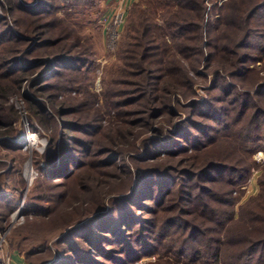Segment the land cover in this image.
I'll return each instance as SVG.
<instances>
[{
  "label": "rangeland",
  "instance_id": "1",
  "mask_svg": "<svg viewBox=\"0 0 264 264\" xmlns=\"http://www.w3.org/2000/svg\"><path fill=\"white\" fill-rule=\"evenodd\" d=\"M10 1L0 0V20L10 19L15 29L22 33L40 21L17 9L13 11ZM18 1L30 4L34 0ZM45 1L53 6L50 9L52 12L49 11L50 14L43 19L52 23L47 28L52 34L48 32L47 36L55 44L36 48L33 56L42 58L63 54L74 58L77 64L70 62V67L61 68L62 61H58L57 73L50 66L40 82L48 87L40 90V87L37 89L30 85L43 70L44 64L24 73H9L7 62L23 54L24 43L10 38L0 41V55L8 60L0 64V83L16 87L18 80L21 82L16 93L7 101L0 100V116L3 117L0 120L12 135L9 142H0V264H227L229 257H224V263L205 262L208 257L197 255L195 250L204 253L205 240L210 238L214 241L235 227L227 231L231 222L221 227L215 222L203 220L200 210L207 205L214 211L233 209L236 212L242 203L256 196L264 173V159H260L264 149L258 148L250 153L248 150L253 143L247 142V150L244 151L238 144L240 142L229 136L233 129L242 127L252 118L255 109L248 103L243 106L242 101L248 98L244 92H252L248 88L254 74H247L243 80L227 74L229 69L224 65L227 44L220 40L221 28L225 27L223 22L219 30L212 34L211 47L205 45L207 39L202 30L199 33L185 31L182 34L185 40L180 38L169 45L160 42L161 29L157 28L154 34H150V38L156 37V40L148 45L162 61V65L150 69H154L162 80L156 84L157 89L151 94L152 101L149 102L145 89L129 84L137 78L121 75L125 68L123 63H126L122 52L124 49L130 51L131 47L121 48L124 37L131 30L129 14L133 7L138 4L144 11L150 0ZM224 1L206 0L205 18L215 17L217 11L213 8L221 7ZM160 15L161 12H158L154 20L158 26L163 24ZM261 21L264 19L254 17L251 24L258 25ZM2 28L0 23V30ZM261 28L260 35L249 33L247 41L251 47L238 48L237 52L240 55L253 54V61L245 65L257 68V74L264 77V49L260 51L256 46L264 43V27ZM240 33L242 35V31L238 30L234 33L235 45L242 42ZM198 36H201L202 42H199ZM50 51L52 54H49ZM139 52H144V49L139 48ZM169 66L180 71L171 73ZM215 82L216 87L213 86ZM166 83L177 84L176 91L168 94L169 107L159 106L158 100L153 99L155 95L160 97L164 94L162 88ZM228 85H233L234 89ZM92 98L98 102L96 105L103 107L106 101L112 103L109 115L106 109L102 112L106 117L115 119L112 123L122 119L129 137L127 142L119 145L123 148H128L130 142L136 143L147 137L161 135L171 138L180 124L187 129L189 138L195 137L199 142L191 148L189 139L176 138L182 140L178 153L166 154L161 150L162 155L147 166L131 161L139 157L135 152L110 160L107 157L85 158L84 152H81L84 149L82 145L94 136H91V128L87 126L81 132H73L66 125L76 122L81 110L91 111L92 107H96L91 102ZM65 99L72 109L67 113L62 111L65 106L61 105ZM257 102L264 110V103ZM30 104L38 111V116L31 113ZM153 109H159V114L153 116ZM243 109L247 114L240 119ZM224 123L227 124L225 127ZM110 124L104 120L100 130L104 131L101 138L107 147L113 146L107 141ZM69 134L78 137L80 145L74 142L72 145L78 149L75 157L82 166L79 170L71 166V170L75 171L73 178L50 180L44 169L49 167L51 172L54 171L53 177L62 176L66 171L63 172L59 166L50 168V163L55 161L59 147L69 139ZM72 162L73 159L69 163ZM115 162V165H109ZM208 162L239 168L252 167L247 177L236 181L234 187L223 181L228 171L214 170L217 182L200 181L210 187L212 194L196 196V186H193L196 178H191L187 172L196 173L197 168ZM142 165L154 170L151 172L153 179L149 180L152 190L144 196H137L136 202H129L130 199H126L132 184L129 180L137 175ZM156 170L166 171L170 180L153 184V181H160L157 180L159 173ZM162 193L165 194L162 196ZM126 205H130V210L126 209L129 215L123 218V225L120 226L122 217L119 209ZM112 209L116 212L110 217L111 225H102L103 221L109 222L107 213ZM260 211L255 210L254 214L258 216L252 227L264 226L263 212ZM96 213L103 215L102 220L94 218ZM187 223L198 225L208 232L190 237ZM234 235L233 244L228 247L233 257H244L247 259L245 264H264V234L259 236L254 232L253 241H263L249 256L246 247L250 242L245 240L246 236ZM115 236L122 239L119 241ZM124 240H129V249L124 247Z\"/></svg>",
  "mask_w": 264,
  "mask_h": 264
},
{
  "label": "trees",
  "instance_id": "2",
  "mask_svg": "<svg viewBox=\"0 0 264 264\" xmlns=\"http://www.w3.org/2000/svg\"><path fill=\"white\" fill-rule=\"evenodd\" d=\"M17 1V2H16ZM10 3L12 6L10 8L15 11H22L25 13L28 17H34L35 21H39L41 23H36L26 29L23 33L20 30H16L14 27L13 21H10V19L6 21V18L0 20V23H2L3 28L0 30V41H3L4 38H10L14 39L16 41H22L24 43V50L23 54L19 57H14L10 59L9 61L7 58H5L4 55H0V64H3V62H7V70L11 74L15 73H24L27 71V69H31L32 67L36 65L44 64L43 70L35 77V79L32 81L30 86H34V88L40 87L39 89H45L46 86H43L44 84H41L40 82L43 75H46L48 69L50 66H53V71H56L57 73V62L62 61L60 64H62L61 68L70 67V62L73 64H77L74 62V58L70 59V57H67L63 54H53L49 57H37L36 55L33 56L34 50L36 48H43L45 46H50L55 44V41H51L48 39L47 34H52L50 29L47 28L52 25V23L44 22V17L50 14V9L53 8V6L45 0H34L31 1L30 4H28V1H18V0H11ZM145 7L146 10L142 11L138 4H136L132 11L129 14V24H130V32L127 36L124 37L122 42V48L125 46L131 47V50H125L122 52L123 59L126 61L124 64V69L121 71V75L125 77H131V78H137V81H132L129 84H136V86H141L143 89H145V93L147 95L146 99H149V102L152 101L151 94L155 92L156 84L158 81L160 82L162 80V77H157L156 72L154 69V66L156 65H162L161 59H159V54L157 52H153L150 45H148L150 42H153V40H156V37L150 38V34H154L157 28L161 29V36L160 42L165 43L166 45L169 43L174 42L175 40H179L180 38L186 39L185 36H183L185 31L188 32H200L201 30L205 33V37L207 39L206 46L211 47L213 46L212 40L214 37L212 34L219 30L221 23L224 24V29L221 32L220 40L224 41L227 46L224 48V60L225 64L228 67V75L237 78L241 77L242 80L246 78L245 76L249 73L252 76V81L250 83V87L248 89H252V92H244V96H247L248 98L243 99L242 105L248 103L253 106L255 109L252 113L251 120H248L245 122V124L242 127H239L237 129H233L232 132H230L231 135H229L231 138H234L236 141H239V145H241L244 148V151L247 150V142L253 143L251 145L250 150H248L250 153L255 152L256 149H264V110L258 105L257 101H260L261 103H264V77L259 76L257 73L259 72L257 68L249 67L245 65V63H249L253 61V54L249 55L248 53H242L241 55L237 52L238 48L242 47H251L250 43H248V37L249 33L255 32L256 34H261L262 31H259V29H262L261 27H264V21L259 22L258 25H252L251 21L254 17H259V19H264V0H226L222 3L221 7H214L213 9L217 11L215 14V17L210 19L208 16L205 18L206 14V0H150V2L146 4ZM10 9V10H11ZM50 11V12H49ZM219 11V12H218ZM158 12H161L160 17L162 18L163 24L158 26L155 23L156 16ZM13 13V12H12ZM221 13V14H220ZM43 19V20H42ZM206 19V20H205ZM3 21V22H1ZM158 26V27H157ZM47 29V30H46ZM242 31V42L235 45V40L233 38L236 37V33ZM49 32V33H48ZM183 34V35H182ZM238 34V33H237ZM234 35V36H232ZM262 36V35H261ZM199 42H202L201 36H198ZM236 39V38H235ZM232 46V47H231ZM257 48L260 51H263L264 49V43L262 42L261 45H256ZM139 47L144 49V52H139ZM234 47V48H233ZM36 54V53H35ZM49 54H52L51 51ZM212 54V53H211ZM32 57H29V56ZM211 57V56H210ZM122 59V57H121ZM73 60V61H71ZM18 61V62H17ZM81 62V61H80ZM130 62V63H127ZM19 63V64H18ZM18 64V65H17ZM23 66H21V65ZM1 66V65H0ZM155 66V67H156ZM149 68V69H148ZM238 68L237 70H235ZM163 69V68H162ZM166 70V69H164ZM168 70L171 73H174V71H180L177 69L172 68L171 66L168 67ZM231 70H234V73H231ZM261 70V69H260ZM163 71V70H162ZM29 72V71H28ZM31 72V71H30ZM29 74H32L30 73ZM52 72V71H51ZM168 72V71H167ZM256 74V75H255ZM250 75V76H251ZM45 80V79H44ZM44 82V81H43ZM19 83V80H18ZM16 87H13L12 85H4L0 83V100L7 101L10 96L14 95L16 91L18 90V86L21 84V82ZM39 84V85H38ZM177 85V84H176ZM172 83H166L163 90V95L160 97H156V95L153 97L154 100H158L159 106L163 107H169L170 98L168 94H172L176 91V86ZM213 86H217L216 82ZM230 88H233V85H228ZM143 91V92H144ZM150 93V94H148ZM253 94V96H252ZM157 98V99H156ZM94 99V100H93ZM66 102V99L64 100ZM62 102V106H65L62 111L64 113L70 112L72 110L70 108V103ZM92 104L96 105L98 102L95 100V98H92L91 100ZM97 102V103H96ZM233 101H231L232 103ZM235 102V101H234ZM96 103V104H95ZM82 105H80L81 107ZM250 106V105H249ZM32 108L31 104L29 106ZM82 108V107H81ZM93 109L91 111L89 110H81L80 115L77 116L76 122L73 123H67L66 127L70 128V131L73 132H81L84 127H89L92 130L93 137H90L89 141H87L85 144L82 145L83 151L85 155V158H97L100 157L101 159L103 157H107V160H110L113 157H123L129 152H135V154H138L139 157H135V159H131L132 162H141L147 166V164H150L154 162L155 158L157 156L162 155L160 151H165L166 154H176L181 150V141L176 138H186L189 139L188 143L191 144V148L195 146L197 141V138H189L190 134L188 133L187 129L184 127H181L182 124L178 125L175 131V136L167 137V136H161L157 135L154 137H147L144 138L142 141L139 142H130L128 148H123L121 143L124 141L127 142L129 140V137H127V131L125 130V127L122 125V119L118 118L120 121L117 122H111L115 119H111L110 117H106L105 114H102L103 109H106V114H110V108L112 109V103L106 101L104 107L100 105H96V107H92ZM115 108V106H113ZM166 110H170L166 109ZM153 116H156L159 114V109H153ZM38 111H35V109L32 108V114H35V116H38ZM74 112V111H73ZM246 109H243L240 111V119L245 117ZM3 118L0 116V119ZM239 119V120H240ZM40 120V119H39ZM104 120L110 124L109 125V131L107 133V141L111 142L113 145L112 147H107L103 145V141L101 136L104 134L103 132H100L102 128V123ZM105 124V123H104ZM227 124L224 123V127ZM122 126V127H121ZM248 126V128H246ZM202 127V126H201ZM242 129V130H241ZM81 130V131H80ZM12 137L10 131L6 129V126L1 122L0 120V142H9L10 138ZM77 136H74L73 134H69V139H66V141L63 142V144L59 147L57 151V156L55 161L50 163V168H55L59 166L61 170L64 172L62 176H54V171H50L48 168L44 169V173H47V178L55 180L57 178L62 179H68L72 177L73 173L75 172L74 169L76 168L79 170L82 166L81 162L79 165V161L77 160V148L72 145L77 142ZM168 138V139H167ZM71 141V144L69 142ZM256 142H259L255 145ZM78 145H80L78 143ZM241 148V147H240ZM252 151V152H251ZM73 159L74 162L69 163ZM100 159V160H101ZM157 159V158H156ZM49 163V162H48ZM115 163H109V165H115ZM73 165V166H72ZM142 165L143 167L139 168L137 171V175L130 179L129 182L132 180V184H130V188H128V194L126 196L130 199L129 202H136V197L142 194L143 196L147 192H151V188L149 185V180L153 179V174L151 173L152 168H145L146 166ZM71 166L74 168L71 170ZM251 165L247 167H235V166H229L223 163H214V162H208L206 165L197 168L196 173H190L187 172V175H190L191 178L195 177L196 182H193V186H196V196H205L210 195L211 189L208 186H205L204 184L200 183L203 180L209 182H217L215 175H213V171H228L229 173L225 174L224 180L227 185L235 186V182L239 179H245L247 175L250 173ZM127 169V168H126ZM196 170V169H195ZM128 173L130 172L127 169ZM158 178L157 180L160 181H153V184H158L159 182L168 181L170 180V175L166 173V171H157ZM59 174V173H57ZM73 178V177H72ZM148 180V181H147ZM205 181V182H206ZM148 182V183H147ZM199 182V184L197 183ZM147 183V184H146ZM201 184V185H200ZM259 186L260 191L259 193L246 200L244 203H242L238 210L235 212L233 209L226 210H213L212 208H208L207 205H205L204 210H200V212L203 216V220H206L211 223H216L217 226L224 227L226 224L231 222V225H229L226 229L227 231L230 228H233L230 232H225L222 236H218L216 240L212 241L210 238L205 240L207 242V245L204 246V253L200 252L198 249L195 250L197 255H202V257H208L207 260H204L205 262H209V260H212L211 262H225L224 257L227 258L229 262L227 264H245L247 259H244V257H233L228 247L233 244L232 240L234 238V234L236 236H246L245 240L247 239V242H250V245H248V250L250 255L251 252H253L256 249V246L259 242H262L263 240H257L253 241L252 235L254 232H257V235L262 236L264 234V226L261 227H252V224H254L255 221H257V216L254 214L255 210H262L264 216V173L261 175V179L259 180ZM187 187V192L190 191V188ZM193 187H191L192 189ZM233 189V188H231ZM166 192V191H165ZM168 192V191H167ZM166 192V193H167ZM182 193H185V189L182 191ZM165 193H162L163 196ZM132 204V203H131ZM232 206V205H230ZM124 209V211H122ZM130 210V205H126L125 207H122L119 209L120 212V226L123 225V218L127 215H129L128 210ZM207 208V209H206ZM118 211V209L116 208ZM116 210L112 209L110 212L107 213V217L109 222H102L103 224L111 225V219L116 212ZM97 214V213H96ZM104 214V213H103ZM119 215V214H118ZM103 215H95L94 218L98 219L97 221L102 220ZM92 219V217H91ZM125 219V218H124ZM264 221V217L262 218ZM170 220L169 222H171ZM233 223V224H232ZM235 225V226H234ZM187 226L190 228V237H193L195 234L198 233H204L206 231L202 230L201 227L198 225L192 224L191 226L187 223ZM142 226L140 227V229ZM204 228V227H203ZM108 231V230H106ZM109 233H113L112 231H108ZM208 232V231H207ZM207 232L205 234H207ZM222 230L219 231L221 234ZM118 234V233H116ZM103 235L104 234H100ZM105 237V236H104ZM150 237V232L149 236ZM207 237H205L206 239ZM115 239L121 240V237L115 236ZM107 241V239H105ZM246 242V243H247ZM124 247L127 249L130 248L129 240L123 241ZM214 244V245H213ZM232 255V256H231ZM133 256V255H132ZM231 256V257H230ZM222 258V260H221ZM244 259V260H243ZM206 264V263H203Z\"/></svg>",
  "mask_w": 264,
  "mask_h": 264
},
{
  "label": "built area",
  "instance_id": "3",
  "mask_svg": "<svg viewBox=\"0 0 264 264\" xmlns=\"http://www.w3.org/2000/svg\"><path fill=\"white\" fill-rule=\"evenodd\" d=\"M260 159H264V151L261 153Z\"/></svg>",
  "mask_w": 264,
  "mask_h": 264
}]
</instances>
